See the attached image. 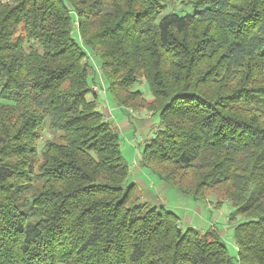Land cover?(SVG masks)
I'll return each instance as SVG.
<instances>
[{
	"label": "trees",
	"instance_id": "1",
	"mask_svg": "<svg viewBox=\"0 0 264 264\" xmlns=\"http://www.w3.org/2000/svg\"><path fill=\"white\" fill-rule=\"evenodd\" d=\"M186 3L195 13L0 0V264L234 263L215 230H183L125 186L88 53L117 107L160 116L144 168L195 201L229 202L238 264H264V0Z\"/></svg>",
	"mask_w": 264,
	"mask_h": 264
},
{
	"label": "rangeland",
	"instance_id": "2",
	"mask_svg": "<svg viewBox=\"0 0 264 264\" xmlns=\"http://www.w3.org/2000/svg\"><path fill=\"white\" fill-rule=\"evenodd\" d=\"M186 1L188 0H163V4L167 6L166 13L175 12L179 15L195 13L192 4L186 3ZM88 54L92 68L91 76H94L98 88L96 92L99 96V110L118 131L121 139V152L129 165L130 177L125 186L135 185V192L141 204L157 208L165 207L177 215L183 230L194 228L201 233L215 230L234 259L233 264H238L234 231L235 227L243 221L242 217L237 216L231 220L234 208L229 202L222 201V197L217 199L215 195L209 194L205 201H195L144 168L141 163L142 151L145 144L156 137L160 129V116L158 113H150L144 109L134 111L117 107L107 91V82L101 74L100 58L91 53ZM139 89L147 101L152 100L149 88L145 83L139 86ZM92 98V95L88 96V100H92ZM54 135L45 130L38 144L39 149L41 150L45 141Z\"/></svg>",
	"mask_w": 264,
	"mask_h": 264
},
{
	"label": "built area",
	"instance_id": "3",
	"mask_svg": "<svg viewBox=\"0 0 264 264\" xmlns=\"http://www.w3.org/2000/svg\"><path fill=\"white\" fill-rule=\"evenodd\" d=\"M94 90H95V91H97V90H98V88L95 86V87H94Z\"/></svg>",
	"mask_w": 264,
	"mask_h": 264
}]
</instances>
